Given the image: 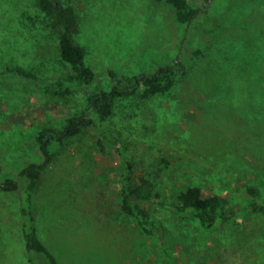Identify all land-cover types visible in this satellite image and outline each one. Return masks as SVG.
<instances>
[{"label":"rangeland","instance_id":"374dc122","mask_svg":"<svg viewBox=\"0 0 264 264\" xmlns=\"http://www.w3.org/2000/svg\"><path fill=\"white\" fill-rule=\"evenodd\" d=\"M64 2L78 12L76 37L101 86L109 68L135 75L173 57L186 61L188 51L204 47L202 26L221 31L170 95L128 97L108 120L91 112L98 125L67 139L43 169L32 211L59 264H264V214L250 210L252 202L264 203V0H212L198 27L177 23L157 0ZM10 64L49 80L67 70L36 0H0V180L20 182L17 190L0 189V264H28L20 172L44 160L39 130L61 128L86 99L8 75ZM98 131L110 145L122 138L162 148L169 199L187 183L201 184L207 193L230 195L237 214L208 230L154 206L170 240L136 231L118 207L120 157L99 149ZM248 184L259 186V197L246 193Z\"/></svg>","mask_w":264,"mask_h":264},{"label":"trees","instance_id":"16d2710c","mask_svg":"<svg viewBox=\"0 0 264 264\" xmlns=\"http://www.w3.org/2000/svg\"><path fill=\"white\" fill-rule=\"evenodd\" d=\"M165 3L173 12L175 20L181 25L191 24L198 27L199 19L208 15L212 0H157ZM204 2V3H202ZM38 8L49 18L58 40V52L67 70L54 80L40 79L30 68L20 64L6 65L3 69L8 75L23 81L36 82L41 89L54 94L69 95L84 93L86 106L74 112L66 123L57 128L45 126L37 134L39 149L44 156L42 162H30L20 172L25 183L22 189V206L25 221L23 234L26 240L28 264H59L55 254L39 236L36 218L32 211V199L39 188L43 169L54 159L57 150L65 141L86 129L96 127V116L108 120L116 114L120 103L131 96L143 98L155 94L170 95L176 85L187 74L188 69L204 57V48L211 46L219 36L211 28L201 29L203 46L188 51L187 60L173 57L169 62L158 64L154 69L143 73L128 75L116 69L107 71L105 86L95 83L96 71L87 61V48L77 40L80 31V19L76 8L64 0H36ZM196 25V26H195ZM187 28V27H186ZM216 31V30H215ZM214 37V38H212ZM154 67V66H153ZM98 146L102 152L115 151L120 157V189L118 207L120 213L134 225L136 231H142L151 238H157L166 244L170 240L166 224L153 213L157 206L172 212L179 218H193L205 229H212L218 221L228 222L236 214L230 195L218 191L207 193L201 184L187 183L169 199L161 183L163 163L169 164L167 156H162V148L137 147L134 141L118 138L116 146L110 145L105 136L98 131ZM123 141L122 146L120 142ZM166 165V166H167ZM2 165L0 163V173ZM20 188L19 180L6 178L0 180V189L13 191ZM246 193L254 198L261 190L256 184L245 186ZM155 206V207H154ZM250 210L264 214V203L254 201Z\"/></svg>","mask_w":264,"mask_h":264},{"label":"crops","instance_id":"0c3cea01","mask_svg":"<svg viewBox=\"0 0 264 264\" xmlns=\"http://www.w3.org/2000/svg\"><path fill=\"white\" fill-rule=\"evenodd\" d=\"M23 256H24V250H22V252H21L22 259H23Z\"/></svg>","mask_w":264,"mask_h":264}]
</instances>
